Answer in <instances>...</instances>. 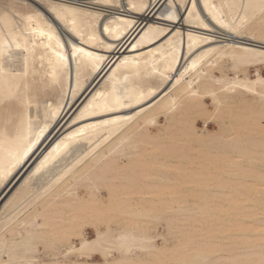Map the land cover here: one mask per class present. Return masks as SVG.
Returning a JSON list of instances; mask_svg holds the SVG:
<instances>
[{
    "label": "bare ground",
    "instance_id": "6f19581e",
    "mask_svg": "<svg viewBox=\"0 0 264 264\" xmlns=\"http://www.w3.org/2000/svg\"><path fill=\"white\" fill-rule=\"evenodd\" d=\"M73 1H0V191L28 166L0 202V264H17L29 245L43 246L36 264L205 263L220 251L206 236L193 252L189 232L164 245L191 197L205 215L222 177L242 179L232 191L253 202L230 229L245 235L240 222L264 215V76L215 74L225 58L264 65V47L251 43L264 45V0ZM238 88L262 107L235 109ZM199 118L219 130L199 133ZM166 221L170 235L156 236ZM97 236L101 250L82 254ZM97 252L102 261L88 259ZM246 255L215 263L264 264V253Z\"/></svg>",
    "mask_w": 264,
    "mask_h": 264
},
{
    "label": "rangeland",
    "instance_id": "374dc122",
    "mask_svg": "<svg viewBox=\"0 0 264 264\" xmlns=\"http://www.w3.org/2000/svg\"><path fill=\"white\" fill-rule=\"evenodd\" d=\"M1 2H2V0H0ZM22 1V0H21ZM24 2H26V0H23ZM45 1H55V0H42V2H41V0H27V2L28 3H31L32 5H34V6H38V4H39V6H41V7H43V6H45V9H46V4H45ZM56 1H62V0H56ZM63 1H70L71 2V0H63ZM73 1V0H72ZM85 1H88V2H92V0H85ZM73 2H75V1H73ZM83 1H77L76 0V2L75 3H78V4H82V5H87V6H92V7H95L96 9H103V7H101V6H99V5H95V4H92V3H86V2H83ZM3 3V2H2ZM1 3V4H2ZM41 3L43 4V6L41 5ZM0 4V5H1ZM4 4V3H3ZM2 4V5H3ZM35 4H37V5H35ZM89 4V5H88ZM5 5V4H4ZM44 8V7H43ZM152 15V14H151ZM60 28V29H59ZM58 29H59V31L60 32H63L64 34H65V32H64V28H63V30H62V28H61V26H58ZM63 33H62V35H63ZM64 36V35H63ZM64 39H65V41H66V34H65V37H64ZM67 42V41H66ZM68 43V42H67ZM252 44H254V45H257V46H262V47H264V45H262L261 43H256V42H251ZM210 58V57H209ZM207 59L206 60V62H209L211 59H213L212 57L210 58V59ZM214 60V59H213ZM213 60L210 62V63H212L213 62ZM233 60H231L230 61V59H228V58H225V59H223V63H222V60L220 61L221 63H222V65H221V63L219 64L220 66V69H217V70H215V74L216 75H218V76H221V74L223 73H225V74H229L230 73V75L231 76H234V73H239V76L240 77H244V74L245 75H247V77L250 79V80H254V79H256V77H257V71H260V73H261V75L262 76H264V65H254V64H251V65H246V64H241V63H239V64H237V66L236 65H234L235 64V62L233 61ZM223 65L225 66V67H223ZM233 65H234V67H233ZM240 66V67H239ZM235 69V70H234ZM224 71H226V72H224ZM230 71V72H229ZM244 71V72H243ZM222 72V73H221ZM242 72V73H241ZM169 82H167L166 83V85L168 84ZM165 85V86H166ZM258 88V87H257ZM234 95V96H233ZM232 95V97H231V99H230V103H231V105L235 108V109H240L242 106H245V104H247V102L248 101H253L255 104H257L258 105V107H262V106H260L261 105V101L259 100L260 98H259V95H256V94H252V93H250V92H248L246 89H243V88H238L236 91H235V93ZM80 96V95H79ZM78 96V97H79ZM78 97L76 98V99H78ZM76 99H75V101H76ZM257 99V100H256ZM204 101H205V103H207L206 105L209 107V108H213V106H214V101H213V98H212V96L210 95H207V96H205V98H204ZM74 103V102H73ZM243 108V107H242ZM66 112V111H65ZM163 120V119H162ZM226 121L227 122H229V120L228 119H226ZM197 123H198V126H197ZM200 123V124H199ZM262 124L264 125V120L262 121ZM196 129L199 131V133H201L202 131H206V130H210V131H216V130H219V125L217 124V121H215V120H208V122H207V124H205L204 122H203V119H201V118H199V119H197V121H196ZM254 140L256 141V140H261L260 138H258V137H255L254 138ZM256 142H258V141H256ZM255 142V143H256ZM259 143V142H258ZM241 165H243V167H247V165L245 164V163H243V164H241ZM28 167V166H27ZM27 167L25 168V169H27ZM249 167L250 166H248L247 168L249 169ZM254 168V167H253ZM253 168H251V169H253ZM24 169V170H25ZM24 170L19 174V175H17L18 177H15V179L11 182V184H10V186H5V187H3V188H1V191H0V202L1 203H4L8 198H9V196H10V193H12V191L10 192L9 190H11V188L12 187H16V183L19 181V179H20V177L22 176V174H23V172H24ZM222 179L223 180H221L222 181V183H223V185L224 186H227V188H225L224 189V191L222 190L221 192L219 191L218 192V190L217 191H213V192H209L208 193V201L205 199V205H206V207L208 206V211H207V213L205 214V215H203V214H200L199 213V210H197V209H199V208H203V207H199L198 208V206L197 207H195V210H194V206H196V203L198 204V200H197V198H193V197H191L190 199H191V201L192 202H194V204H190L191 206V208H190V210L188 211V215H189V217H188V215H180L179 216V218L176 220V224H178V226L176 225V227H179V228H176L175 229V231L177 232V235H176V237L175 238H171L170 236H169V238L170 239H172V242H168V243H165L164 245H165V249H167V247H168V249H170L171 247L170 246H176V245H173L174 243L176 244V242H177V240H179L180 239V236H183V235H185V233L187 234L188 232H189V235L190 236H192L193 237V235H194V237H196L195 238V240H194V242L193 241H191V245L189 246V248H188V250L189 251H191V252H193V250H191V249H198L199 247H198V245H200V243H202V241L201 240H203V238H205V240H206V237H207V242H209V244H211V243H213V245H211V247L212 246H214V248H215V246H216V248H219V249H216L217 250V252L219 251V253H216V252H214V253H216V254H212V256L209 258V259H207V261H205V263L204 262H202V264L204 263V264H217V263H220V261L222 260L223 262H225L224 260L225 259H227V257H230V256H235V255H239V256H241L242 254H247L246 256H249L250 254L251 255H253V256H255L256 257V255H257V257H258V254H260V252H261V254L262 253H264V231L262 230V232L260 233V229H264V227H261V225L260 226H257V227H255L256 225H258V224H260L261 222H264V215H262V214H260L259 216H257V217H255L256 218V220H260L256 225H255V223L253 222V218L252 219H247L246 218V220L247 221H244V222H240L241 224H242V228L244 227V229H246V230H244L245 232V235H242L241 233H238V231L236 230V228L234 227L233 228V226H232V228L230 229V227H229V225H231V224H233L234 222H232L231 223V220L233 219L234 221H237L238 220V222L239 221H241L242 220V214H244V213H246L248 210H250V206L252 205V203L251 202H253V201H247V200H244V199H242L241 198V196L243 195L242 193L243 192H235V191H232V189H235V188H238V191H239V188H241V186H243V185H245L246 184V182H244V181H242V179H239V180H237V181H234V180H232L231 178H228L227 176H224V177H222ZM225 179V180H224ZM249 183L251 182V183H254L253 181H248ZM248 184V183H247ZM9 187V188H8ZM228 187H230L229 189H228ZM6 188V189H5ZM220 190V189H219ZM226 190V191H225ZM241 190V189H240ZM219 193V194H216V195H218V196H216L215 197V193ZM9 193V194H8ZM214 193V194H213ZM236 193V194H235ZM240 193L242 194L241 196H240ZM211 194H213V195H211ZM222 194V195H221ZM239 194V196H237L238 197V199L240 198V199H242V200H237V202H235L236 201V197H234V196H236V195H238ZM3 196H5V197H3ZM233 200H235V201H233ZM207 201V202H206ZM244 202V203H242V202ZM232 202H234L233 204H232ZM246 202V203H245ZM238 203V204H237ZM240 203V204H239ZM235 204V206L236 207H239L238 209H235L234 207H233V205ZM2 205V204H1ZM199 205V204H198ZM204 205V203L202 204V206ZM232 205V206H231ZM219 208H218V207ZM247 207L249 208V209H247ZM246 208V209H245ZM207 209H205V210H207ZM211 210V211H210ZM239 210V211H238ZM195 212V213H193V212ZM197 211H198V213H197ZM235 211H237V212H239V213H237V212H235ZM242 211H246V212H243L242 213ZM191 212V213H190ZM235 214H234V213ZM202 213V212H201ZM236 214H239V215H236ZM211 215H214L216 218H218V219H220L219 220V222H218V220L216 219L215 220V218H214V220H215V222L213 221V219H212V221H211V219H210V216ZM204 216V217H203ZM207 218H206V217ZM214 216H211V218H213ZM218 216V217H217ZM237 216V218H235ZM184 217H187V218H184ZM206 218V219H205ZM254 218V219H255ZM201 219V220H200ZM202 219H203V221H205V222H207V219L208 220H210V221H208L207 223H203L202 222ZM223 219V220H222ZM237 219V220H236ZM229 220V221H228ZM178 221V222H177ZM194 221L196 222V223H194ZM199 221H200V223H199ZM223 221V222H222ZM193 222V223H192ZM201 222L204 224L203 226H202V224H201ZM166 223H167V221H166ZM165 222H162V223H160V224H158L157 225V227L156 228H154L153 229V233L156 235V236H158V235H161V234H166V235H170L169 234V223H167L166 224ZM187 223H189V225L187 224ZM192 226H191V225ZM201 224V225H200ZM205 224H206V226H205ZM211 224V225H210ZM229 224V225H228ZM234 224H236V223H234ZM244 224H246L248 227L246 228V225L244 226ZM252 225V224H254L253 226H252V228H255V230L253 229L252 230V228L250 227L249 228V225ZM191 226V227H190ZM200 226V227H199ZM203 227V228H202ZM197 228V229H196ZM199 228V229H198ZM256 228L258 229V232L256 231ZM189 229V230H188ZM230 229V230H229ZM232 229H235V230H233V231H231ZM250 229H251V231H250ZM194 230V231H193ZM206 230V231H205ZM209 230V231H208ZM113 231H114V233H116V227L114 226L113 227ZM178 231H181V232H179L178 233ZM206 233H205V232ZM88 233H87V236H88V238H93L95 235H96V233H95V230L94 229H89L88 231H87ZM203 232V233H202ZM202 233V234H201ZM201 234V235H200ZM237 235H239V236H237ZM206 236V237H205ZM193 237V238H194ZM242 237V238H241ZM248 237V238H247ZM256 237V238H255ZM237 238V239H236ZM245 238H246V240H248V242L250 243V241H251V243L249 244V245H247V244H244L243 243V241H245ZM238 240H240V241H238ZM243 240V241H242ZM250 240V241H249ZM255 240V241H254ZM201 241V242H200ZM157 242L158 243H162V239L161 238H159L158 240H157ZM204 242V241H203ZM231 242H233L232 244H231ZM205 243H206V241H205ZM209 244H208V246H209ZM231 244V245H230ZM239 244V245H238ZM169 245V246H168ZM225 245V246H224ZM237 245V246H236ZM258 245V246H257ZM198 247V248H197ZM224 247V248H223ZM239 248V249H237V248ZM222 248V249H221ZM241 248V249H240ZM243 248V249H242ZM245 248V249H244ZM235 249H237V250H241V251H237L236 252V250ZM251 249V250H250ZM183 250V249H182ZM182 250H179V251H181L180 253H177V254H182V252H184L185 253V251H182ZM44 250H43V246L42 245H39L38 247H37V249H36V251L33 253V252H30V251H28L26 254H25V258L24 259H28L27 257H31V258H29V259H31V260H35L36 258L37 259H39V257H40V259L41 258H45L46 257V255L44 254V252H43ZM238 253V254H236V253ZM139 255H140V251H138L137 252ZM234 253V254H233ZM250 253V254H249ZM41 254V255H40ZM119 253L115 250V251H113V255H118ZM189 254V253H188ZM190 255V254H189ZM224 255H226V256H224ZM228 255H230V256H228ZM36 256H38V257H36ZM71 258L72 259H77V258H79V256L76 254V253H72L71 255ZM245 256V257H246ZM221 257H223L222 259H221ZM241 257H244V256H241ZM241 257H240V259H241ZM35 258V259H34ZM225 258V259H224ZM5 259H7L6 257H5ZM80 260H86L87 258L86 257H80L79 258ZM88 259H92V261H96V262H99L98 260H100V261H102L103 259H104V255H103V253L102 252H97V253H94V254H92V257L91 258H88ZM224 259V260H223ZM244 258H242V260H243ZM236 260H238L239 261V259H236ZM215 261H217V263H215ZM195 262H196V260H195ZM194 261H191V262H189V263H187V264H199L198 262L197 263H195ZM210 262V263H209Z\"/></svg>",
    "mask_w": 264,
    "mask_h": 264
},
{
    "label": "snow or ice",
    "instance_id": "6c2138e0",
    "mask_svg": "<svg viewBox=\"0 0 264 264\" xmlns=\"http://www.w3.org/2000/svg\"><path fill=\"white\" fill-rule=\"evenodd\" d=\"M17 47H19V45H17ZM100 242V237L97 236L95 240L93 241H89L88 244L86 245H82L81 248L79 249V251L83 254V253H88V254H91V252L93 251H100L101 249L99 247H93V246H96L98 245ZM28 250L30 252H35L36 251V248L29 245L28 246ZM17 264H36L35 261L31 260V259H21L17 262Z\"/></svg>",
    "mask_w": 264,
    "mask_h": 264
}]
</instances>
